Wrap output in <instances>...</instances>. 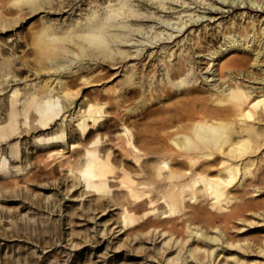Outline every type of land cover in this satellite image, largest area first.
I'll list each match as a JSON object with an SVG mask.
<instances>
[{
  "label": "rangeland",
  "instance_id": "rangeland-1",
  "mask_svg": "<svg viewBox=\"0 0 264 264\" xmlns=\"http://www.w3.org/2000/svg\"><path fill=\"white\" fill-rule=\"evenodd\" d=\"M198 1L172 0L174 4H170L169 0L165 6H173L172 10L152 0L134 2L138 4L139 14L132 17V24L141 28L130 33L132 40L153 35L163 28L158 20L177 22L181 15L187 20L189 12L201 15L199 21L189 24L184 32L198 29L191 32L196 45L185 43V58L194 63V67L202 68L201 71L195 70L198 77L196 89L181 92L180 88L176 90L170 86V90H161L162 94L153 88L140 98L137 88L136 94L131 91L128 76L121 68L122 60L105 56L103 50L88 44L72 31L77 14L49 12L42 16L44 11L40 6L25 10L18 0H0V121L6 120L8 95L13 89L21 91L29 82L37 87L44 81L53 84L54 77L62 78L65 89L74 97V114H85L91 104L100 107L97 116L93 113L95 121L92 117L80 124L79 120H67L64 139L53 138L60 130L59 120L44 129L31 122L24 126L21 121L18 134L10 136V141L18 140L19 143L20 152L16 159L11 156L7 141L0 138V264H196L200 252H194L192 257L186 255L184 258L183 254L179 259H173L175 246L162 244L163 237L152 227L144 225L136 233L131 228L120 232V198L116 187L106 185L103 188L112 192L100 195L98 192L103 188L86 186L91 179L82 174L86 167V158L82 154L93 139L99 138L102 144L98 149L102 155L110 147L106 141L115 138L123 125L129 127L141 148L149 152L155 147L149 138H166L163 137L166 132L180 125L175 114L179 107L185 106L187 98L197 96L201 103H211L204 76L210 78L213 69L224 74L247 69L264 71V48H260L264 42V7L255 10V5L250 7L248 1L247 6L243 3L241 7L221 4V0ZM259 1L264 4V0ZM83 7L86 8V3ZM182 10L184 12L179 14L178 11ZM83 11L85 13L88 9ZM50 34L56 40L47 39ZM233 39L238 43L250 40L246 47L229 48ZM252 43L262 54L257 62L253 60L256 50L248 49ZM65 47L75 50L76 54L69 56V64L52 71L50 60ZM181 47L183 51L184 46ZM120 48L129 52L134 49L125 41ZM150 49L144 48L145 53ZM212 51L215 55L210 54ZM94 55L97 60L92 62L90 58ZM142 58L141 53L135 60L140 63ZM151 61L139 65V70L149 74L147 79L150 76L160 79L164 70L156 65L157 60L155 64ZM210 62L213 64L209 71H204ZM125 89L131 92H125ZM124 97L127 100L121 102ZM200 107L198 103L195 108ZM104 113L110 116L106 117ZM161 121L165 122V127L160 126ZM84 124L86 129H83ZM59 148H63L60 153L57 152ZM113 151L116 166L121 156ZM262 154L264 145L245 158L247 162L253 160L256 163L248 166L250 176L245 182L251 185L246 187L244 195L247 208L226 224L225 237L217 242L213 264H264ZM68 156L69 164L66 161ZM213 167L209 175H215L216 165ZM69 168H72V174L68 172ZM237 184L233 183L231 193H241V184ZM199 221L195 219L196 223ZM177 229L181 236H189L183 226L178 225ZM189 245L208 249L212 246L202 237L191 239Z\"/></svg>",
  "mask_w": 264,
  "mask_h": 264
},
{
  "label": "bare ground",
  "instance_id": "bare-ground-1",
  "mask_svg": "<svg viewBox=\"0 0 264 264\" xmlns=\"http://www.w3.org/2000/svg\"><path fill=\"white\" fill-rule=\"evenodd\" d=\"M18 1L25 10L42 7L44 11L42 16L49 12L77 14L72 31L88 41V44L103 50L105 56L113 60H122L121 68L128 76L133 88L131 91L136 94L137 88L140 98L147 90L153 88L160 93L161 90L171 87L176 90L180 88L181 92H184V89L189 91L196 89L198 77L195 70L201 71L202 68L198 69L197 65L194 67V63L185 58V43L196 45L197 41L191 32L198 29L189 30L186 34L184 32L189 24L198 22L201 15L189 12L187 20H183L182 15L177 22H171L169 19L158 20L163 28L156 30L153 35L132 40L129 37L130 33L141 28L140 26L135 28L132 24L136 18L134 16L139 14V7H136L138 4L134 2L141 0ZM152 1L165 9H173L171 5L165 6L169 0ZM194 1L197 3V0ZM247 1L251 3L250 7L255 5V10L264 7L259 0H227V2L221 0L220 3L241 7L243 3L247 6ZM85 3L86 8L83 7ZM169 3L172 4V0ZM198 3L203 2L199 0ZM85 9L88 11L84 13ZM181 12L184 11H178L179 14ZM165 28L171 30L164 31ZM177 37L179 38L176 40ZM47 39L54 41L56 37L50 34ZM69 40L73 39L69 38ZM249 40L238 43V40L233 39L228 47H246ZM124 41L134 47L131 52L120 48ZM255 42H253L254 46ZM253 43L248 49L256 50L253 60L257 62L262 54ZM262 44L264 42L261 43L260 48H264ZM181 46H184L183 51ZM144 48L151 49L145 53ZM141 53L144 58L139 63V60L135 59L141 56ZM156 53L158 56L154 58L153 55ZM214 53L215 51H212L210 54L215 55ZM75 54V50L66 47L58 50L57 55L54 54V59L50 60V69L60 70V66L70 63L69 56ZM96 60L95 55L90 58L92 62ZM150 60L153 61L152 64L157 60L156 65L162 66L164 72L161 78L159 76L160 79L152 76L147 79L149 74L139 70V65H144ZM56 61L59 63H55ZM212 64L210 62L204 71H209ZM258 71L261 74L253 69L224 74L213 69L210 78L208 75L204 76L208 82V99L211 103L207 101L201 103L202 100L197 96L187 98L185 101L187 107H179L175 114L180 125L177 129L166 132L163 135L166 138H149L155 145V147L152 145L154 148L149 152L141 148L138 139L126 125L117 131L115 138L106 141L110 147L102 155L98 149L99 144H102L99 138L93 139L84 148L82 157L86 158V167L82 169V174L91 179L86 186L95 189L106 185L116 187L120 198L118 201L122 224L120 232L131 228V231L136 233L146 225L163 237L162 244L170 243L175 246L176 255L173 259L177 260L183 254L184 258L186 255L192 257L194 252L198 251L200 254L196 256V264L214 263L217 254L216 245L220 238L225 237L226 224L247 208L244 195L247 193L246 187L251 184L245 181L250 176L248 166L256 163L253 160L247 162L245 158L264 145V71L261 69ZM64 86L62 78L54 77L53 84L44 81L37 87L35 83L29 82L21 91L15 88L10 92L6 120L0 121V138L9 144L13 158L16 159L20 150L18 140L10 141V136L18 134L21 121L24 126L31 122L44 129L59 120L60 130L53 138L64 139L67 120H79L78 124L85 123L89 117L96 120L93 113L96 116L100 113L99 105L91 104L92 107L89 106V111L85 114H74L72 111L74 97ZM131 91L125 89V92ZM122 100L126 101L127 98H122L121 102ZM198 103L201 107L197 110L195 107ZM104 115L110 116L109 113ZM164 125L165 122L161 121L160 126L165 127ZM83 129H86L85 124ZM62 149L59 148L57 152L60 153ZM113 150L121 156L116 166L113 163ZM68 158L66 161L69 164L70 156ZM214 164L216 173L209 175L208 172L214 168ZM68 172L72 174V168H69ZM237 182L241 184V193H231L233 183ZM110 192L112 191L103 188L98 193L103 195ZM195 219L201 222L196 223ZM178 225L186 228L188 237L180 235ZM199 237L212 245L210 249L189 245L191 239Z\"/></svg>",
  "mask_w": 264,
  "mask_h": 264
}]
</instances>
